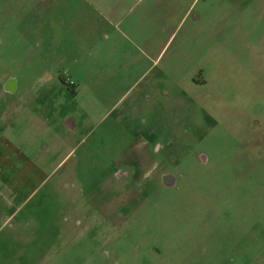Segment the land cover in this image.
Wrapping results in <instances>:
<instances>
[{"label": "rangeland", "instance_id": "374dc122", "mask_svg": "<svg viewBox=\"0 0 264 264\" xmlns=\"http://www.w3.org/2000/svg\"><path fill=\"white\" fill-rule=\"evenodd\" d=\"M0 264H264V0H0Z\"/></svg>", "mask_w": 264, "mask_h": 264}, {"label": "flooded vegetation", "instance_id": "af4514ba", "mask_svg": "<svg viewBox=\"0 0 264 264\" xmlns=\"http://www.w3.org/2000/svg\"><path fill=\"white\" fill-rule=\"evenodd\" d=\"M162 2H159V4ZM173 9V8H172ZM64 85H67L66 82ZM192 84H194V86H196L197 88L199 87H204L207 84L206 80H195ZM4 89L3 91L5 92L6 95H14L17 93L18 88L16 87L15 84V80H13V78H10V81H6L4 84ZM70 90V89H69ZM150 100V96H147V100ZM67 127L68 129H75L76 126L74 125V121L72 122V120H67ZM158 150V149H157ZM158 153V151H156V154ZM151 154V153H150ZM132 159V160H131ZM153 160V158H151ZM139 160H136L134 157H120L119 160L117 161V165L118 166H124V167H128L131 169V171H123L124 174H126L127 176H131V179H135V181H137V176L141 169V163L139 164L138 162ZM154 161V160H153ZM128 162H132V164L128 163ZM154 165H158V161L155 160L154 161ZM162 170V169H161ZM161 176L159 175L158 178H160V180L162 181L163 184H165L166 186H168L169 188H175L178 185V179L174 178L172 176L171 172H160ZM119 177H122V172L119 173L118 175Z\"/></svg>", "mask_w": 264, "mask_h": 264}]
</instances>
